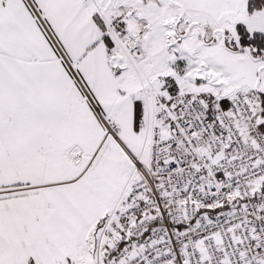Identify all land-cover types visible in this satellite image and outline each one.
I'll use <instances>...</instances> for the list:
<instances>
[{"label":"snow or ice","instance_id":"obj_1","mask_svg":"<svg viewBox=\"0 0 264 264\" xmlns=\"http://www.w3.org/2000/svg\"><path fill=\"white\" fill-rule=\"evenodd\" d=\"M0 264H264V0H0Z\"/></svg>","mask_w":264,"mask_h":264}]
</instances>
